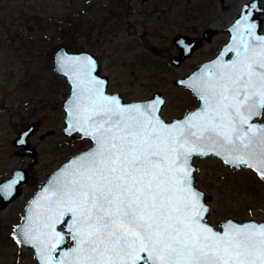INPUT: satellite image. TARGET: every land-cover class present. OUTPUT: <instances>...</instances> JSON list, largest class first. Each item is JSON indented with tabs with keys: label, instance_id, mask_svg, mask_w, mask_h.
Here are the masks:
<instances>
[{
	"label": "snow or ice",
	"instance_id": "1",
	"mask_svg": "<svg viewBox=\"0 0 264 264\" xmlns=\"http://www.w3.org/2000/svg\"><path fill=\"white\" fill-rule=\"evenodd\" d=\"M250 14L233 25L235 58L190 78L201 107L172 123L158 115L159 97L122 104L91 74V57L66 58L76 77L70 126L94 147L51 183L45 212L25 216L18 243L34 244L42 264H264V224L229 220L214 230L192 185L191 159L209 150L264 166V126L251 122L264 115V36ZM65 234L72 247L53 255Z\"/></svg>",
	"mask_w": 264,
	"mask_h": 264
},
{
	"label": "rangeland",
	"instance_id": "2",
	"mask_svg": "<svg viewBox=\"0 0 264 264\" xmlns=\"http://www.w3.org/2000/svg\"><path fill=\"white\" fill-rule=\"evenodd\" d=\"M241 1L0 0V180L14 168L28 173L21 193L0 208V264H37L32 248L13 238L24 205L54 168L92 143L89 137L63 133L62 101L70 85L54 69V50L73 36L77 50L98 57L100 71L109 76L107 90L118 91L125 100L146 98L159 90L165 97L161 115L170 120L199 103L174 79L218 51ZM260 3L264 5V0ZM207 27L216 29L211 39H203L202 46L174 65L170 57L178 49L173 37L201 36ZM32 121L39 122L29 137L36 155H17L13 139ZM192 161L197 165L196 185L212 195L209 222L218 227L229 216L264 220V177L212 154L194 155Z\"/></svg>",
	"mask_w": 264,
	"mask_h": 264
},
{
	"label": "water",
	"instance_id": "3",
	"mask_svg": "<svg viewBox=\"0 0 264 264\" xmlns=\"http://www.w3.org/2000/svg\"><path fill=\"white\" fill-rule=\"evenodd\" d=\"M245 5H248L249 9H245ZM252 5H255V7H252ZM249 10L251 13L250 14V22L255 21V23L257 25L256 30H255L256 35L264 36V30L262 32L260 31L262 21H263L262 14H264V5L260 3V0H247V1L243 2L241 7H240L239 12L236 14L234 19L227 25L226 30L228 31V37H227L226 41L220 46L217 53L215 55H213L212 57L207 58V59L203 60L202 62H200V64L195 69L191 70L186 75H184L182 77L175 78L174 83L176 85H179V86L187 87L198 98L196 91L190 86L193 82V79H190V78H195L196 74L201 73V70L203 69L204 65H210L213 61H216L217 64H219L221 62L230 61V60H233L235 58L234 52L229 50L231 47H234L236 40L238 39L236 31L232 30L233 25L240 18L242 11L247 13ZM215 32H216V29H214L212 27H207L203 30L201 36H190L186 33H177L173 37L172 40H173V43L176 45L178 52L176 54H173L170 57V61L174 65L180 64L186 57L190 56L194 52L195 49H197L203 45V39L206 41L210 40L212 35ZM180 41H183V43L181 44ZM221 53H223V55H221ZM70 57L71 58L78 57L82 61L87 57H91L92 61H94V65L92 66L93 70L91 71V74L105 82L103 85V89H104V92L106 95L118 97L122 104L146 103L148 101L155 100L157 97L162 99L163 104H160L159 102H157L156 107L159 109L158 115L167 123H172L173 121H176V120H182L185 118V116L187 114H189L190 112L196 111L197 109H199L201 107V101L198 98L199 104L197 106L187 110L185 112V114H183L182 116L173 117L172 119L167 120L160 113L161 107L165 103V97L161 91L156 90L152 93L151 96H149L147 98L133 99V100H125L123 98V96L118 91H106L107 85L109 82V76L105 73L104 74L100 73L101 67H100V62L98 60V57L94 53L87 51V50H77V51L69 50L66 45L62 44V45H59L54 50L53 65H54V69L59 74L63 75L64 77L66 76L65 78L67 79V81L69 82V85H70L69 93L64 98V100L62 101V108L64 110V118H63L64 126H63L62 130L66 136H75L77 134V131L72 130V128L70 126V116H69V113L66 111V105L68 104V102L70 100H72L74 98L73 97V90L76 87V82H75L76 77H75L73 71L70 69V67L66 64V58H70ZM83 67L85 70H87V65H84ZM184 81H187L188 83L185 84V83H183ZM262 116L263 115H260L258 117H254L251 122L257 126H264V120H260V118ZM38 126H39L38 121H32L31 123H29L28 125H26L24 128L20 129L17 132L15 138L13 139V145L16 147L15 153L17 155H26V154L31 155V156L36 155V149H35V147L30 145L29 137L31 136V134L35 130H37ZM65 129H68V131H65ZM78 134H80L84 137H88V136H85L84 134H82L80 132H78ZM21 140L23 141V143L20 142ZM91 141H92V145H90L87 148L71 155L69 158H67L66 160L61 162L56 168H54L50 172V174L47 176V178H45L44 180H42L40 182L39 186L34 190L33 194L27 199V201L24 205L22 219L17 224V226L15 227L14 232H13V238L15 241L18 242V240L22 239L19 236V233H20L21 227L25 226V223H26L25 222V216L31 217L32 215H34L36 213L45 212L46 201L44 200V197H45L46 193L48 192V189L50 188L51 183L55 182L56 180L63 179L62 170L67 171L68 169L72 168L73 165L71 162L73 160H75L77 157L82 156L84 153L89 152L94 147V142L92 139H91ZM210 154L215 155L214 153L211 152V150H209L208 155H210ZM215 156H217V155H215ZM217 157H219L220 159L222 158L223 162L230 164V165H233V166L245 165L247 167H250L257 174L264 177V166H260L256 161H251L250 164H238V163L231 162L230 158H228L224 154H221ZM226 160L228 162H226ZM191 165L194 169V171L192 172V185L196 191H198L199 193L202 194L200 197L201 202L208 209V211L204 213V222H206L208 225L212 226L213 229L216 231H222L223 229L221 226L223 224H226L227 221H229V220L233 221L236 224H245V223H249V222H255L256 224H264V220H256L254 218H249V219L239 221L232 216H229L225 219L220 220L218 227L215 226L213 223L209 222L206 218H207L208 213L210 211L209 201L211 200L212 195L210 193H207L206 191H204L203 189H201L200 187H198L196 185L197 177L195 175V171L197 170V165L192 162V159H191ZM13 180L15 181V183L9 185V182L13 181ZM27 180H28V173L22 167L14 168L7 177L0 180V186L9 185L7 188H3V190L0 191V208L6 206V204L8 202H10L13 198L17 197L21 193V185L24 184ZM34 201H35V203H34ZM57 229L59 231L63 232L64 226L63 225H57ZM65 241H66V243L57 247V249L54 251L53 255L61 256L63 254V250H66V249L72 247L73 241L71 239V236L65 234ZM21 244L32 248L34 250L33 255L37 260V264H42V258L40 257L39 250L37 249V247L34 244H32L31 242H29V243H22L21 242Z\"/></svg>",
	"mask_w": 264,
	"mask_h": 264
},
{
	"label": "trees",
	"instance_id": "4",
	"mask_svg": "<svg viewBox=\"0 0 264 264\" xmlns=\"http://www.w3.org/2000/svg\"><path fill=\"white\" fill-rule=\"evenodd\" d=\"M119 2H120V0H118ZM63 28V30H66L65 29V27H62ZM69 32L72 34L73 33V31H71V30H69ZM74 37L73 36H71V35H69V36H67V38H66V45L69 47V48H72V49H75V50H77V49H79V46H76V45H74Z\"/></svg>",
	"mask_w": 264,
	"mask_h": 264
},
{
	"label": "bare ground",
	"instance_id": "5",
	"mask_svg": "<svg viewBox=\"0 0 264 264\" xmlns=\"http://www.w3.org/2000/svg\"><path fill=\"white\" fill-rule=\"evenodd\" d=\"M244 0H242L240 3H239V6L243 3Z\"/></svg>",
	"mask_w": 264,
	"mask_h": 264
}]
</instances>
